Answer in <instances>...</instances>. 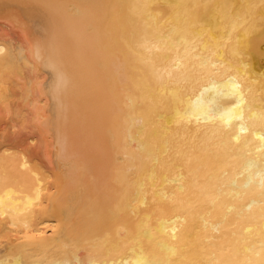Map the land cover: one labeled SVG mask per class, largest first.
Instances as JSON below:
<instances>
[{
    "label": "bare ground",
    "instance_id": "1",
    "mask_svg": "<svg viewBox=\"0 0 264 264\" xmlns=\"http://www.w3.org/2000/svg\"><path fill=\"white\" fill-rule=\"evenodd\" d=\"M0 264H264V0H0Z\"/></svg>",
    "mask_w": 264,
    "mask_h": 264
}]
</instances>
